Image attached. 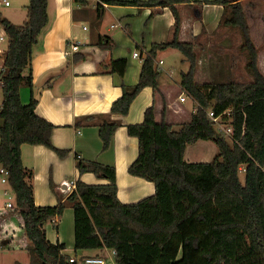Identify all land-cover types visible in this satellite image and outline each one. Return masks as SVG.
I'll use <instances>...</instances> for the list:
<instances>
[{"label":"trees","instance_id":"obj_1","mask_svg":"<svg viewBox=\"0 0 264 264\" xmlns=\"http://www.w3.org/2000/svg\"><path fill=\"white\" fill-rule=\"evenodd\" d=\"M75 1L83 6L88 3ZM103 3L151 7V16L170 7L175 14L170 38L152 45L143 58L138 84L122 83V96L111 107L112 115H128L133 101L146 87H152L162 99L161 121L157 120L154 103L146 109L142 123L127 126L128 133L139 142L138 156L128 171L153 182L155 193L135 203H122L116 168L77 155L80 175L93 173L107 183L89 184L78 179L76 190L65 202L36 205L33 172L23 163L22 146L44 145L63 159L70 154V150L53 144L55 125L37 114L38 102L33 95L34 47L49 22V0H29L27 19L22 25L12 23L0 12V23L9 37L0 73V166L9 172L16 212L24 221L30 264H80L84 259L70 262V257L63 254L65 244H54L46 235L45 223L62 216L67 204L75 214L76 252L111 249L116 264H264V74L244 3L199 2L224 6L222 23L241 34L246 69L253 77L248 83L207 84L195 81L197 58L193 44L178 39L180 18L175 5L191 0H99V18ZM98 44L111 47L112 41L108 36H99ZM168 48L180 50L189 62V70L181 74V87L198 103L196 112L178 130L166 120L168 104L161 93V73L155 63L158 50ZM128 62L126 58L115 59L107 67L110 73L124 77ZM23 84L31 90L28 103L22 101ZM210 110L216 115L231 110L232 144L211 120ZM77 124L98 126L104 150L110 148L120 126L119 121L100 115L84 116ZM207 140L218 146L216 158L211 162H187V146ZM242 169L244 180L240 176Z\"/></svg>","mask_w":264,"mask_h":264},{"label":"crops","instance_id":"obj_2","mask_svg":"<svg viewBox=\"0 0 264 264\" xmlns=\"http://www.w3.org/2000/svg\"><path fill=\"white\" fill-rule=\"evenodd\" d=\"M200 1L202 0H191V3L175 5L180 18L178 39L194 46L197 58L194 74L196 83L251 82L253 77L246 69L247 56L242 49L241 34L237 29L222 23L224 6L202 4ZM240 1L244 3L248 14L251 35L259 51V67L264 74V52L260 51L256 38L258 25L264 27V0ZM87 2L90 5L91 2ZM92 3L98 6L99 0H92ZM28 4L21 10L0 12L12 23L22 25L27 19ZM87 5L83 6L75 0H49V22L34 47L32 74L33 95L38 102L36 112L55 125L53 144L57 148L70 150V154L63 159L44 145L22 146L23 163L33 172L31 182L37 206H56L61 201L65 202L70 194L64 190L66 180L81 179L89 184L107 183V180L97 178L93 173L80 175L77 155L116 168L118 197L122 203H135L155 193L153 182L131 175L128 171L138 156L139 142L137 137L128 133L127 126L142 123L146 109L154 103L158 110L157 120L161 121L162 99L154 93L152 87H146L133 101L128 115H112L111 107L122 96V83L135 86L139 82L143 61L135 58L134 52L137 51L144 57L153 44L166 42L170 38L176 22L174 11L170 7H164L151 16V7L103 3V15L98 17L96 28L92 30V17ZM261 13L263 16L259 17ZM107 17L112 23L106 29ZM99 36H108L112 46H100ZM77 42L79 47L73 50V45ZM2 45L0 65L4 64L7 51L2 49ZM162 51L158 50L155 63L161 73V93L168 104L166 120L178 130L182 124L178 125L177 121L185 117L188 99L192 101L189 118L196 112L198 103L183 91L181 77L178 79L175 76V68L165 71L167 62ZM120 58L129 61L124 77L110 73L107 67L112 60ZM27 74L28 70L25 72ZM21 94L22 101L28 103L31 99L30 88L23 84ZM181 96L185 98L184 101L180 100ZM88 115H100L120 122L109 149H103L98 126L77 124L80 118ZM210 141L188 145L186 153L191 145H201V149L191 153L189 158L185 153V160L189 163L209 162L211 157L205 156H210L209 152L216 153ZM10 189H5L3 196L7 197L5 191L14 194L11 187ZM44 227L50 242L65 244L64 255L78 260L81 257L99 256L106 262L110 260L116 264L115 252L111 249L76 252L75 214L71 204H67L62 216L49 220ZM29 246L24 221L16 208L6 209L0 206V264H30Z\"/></svg>","mask_w":264,"mask_h":264},{"label":"rangeland","instance_id":"obj_3","mask_svg":"<svg viewBox=\"0 0 264 264\" xmlns=\"http://www.w3.org/2000/svg\"><path fill=\"white\" fill-rule=\"evenodd\" d=\"M89 1L91 3H90V5H87L88 6L87 8H88V11H89V13H90V15L92 17V20L90 21V24H91L92 30H94L96 28V22L98 21V9H97V5H94V3H92V0H89ZM10 2H11L12 7H10V6H8V7L1 6L0 10H2L4 13H9V12L15 11V10H21V9H23L24 5L29 3V0H10ZM258 16L260 17V16H263V15L261 13ZM115 21L118 22V20H115ZM111 23L112 22H110V18L107 17L106 18V25H105L106 29L110 28V24ZM145 25L147 26V24H145ZM258 27L259 28L256 31V33H257L256 34L257 35L256 38H257V42L259 44L260 51L264 52V27L261 24H259ZM81 42H83V41L81 40ZM7 46H8V43L6 42V43H4L2 45V49H7ZM161 54H162V56L166 57V62H167L166 64L167 65L165 67V71L168 68H172V67L175 68L176 69V75L175 76L178 79L181 77V73L182 72H187L189 70L190 64H189V62L185 61V57H184L183 53L180 50L174 49V48H170V49L165 50V51L163 50L161 52ZM175 69H173V70H175ZM242 83H248V82H242ZM22 88H23V85H22ZM2 101H3V88H2V85H1L0 86V104L2 103ZM185 105L187 107L186 108L187 113H185V117L178 119V121H177L178 125H181V124L185 123L186 121H188L190 119L189 116H190V111H192V101H190V99H188L187 104H185ZM217 129H218V127H217ZM226 136L228 138V141L232 144L233 143L232 136L231 135H226ZM210 144H212V146H214L216 153L213 154V153L209 152L210 156H205V157H211L208 160L209 162L213 161L216 158V156L218 155V147H217V145H215V142L211 140ZM198 149H201V145H191V146H189L188 149H187V153H186L187 154L186 155L187 158L190 157L191 153L194 154L195 152H197L196 150H198ZM240 176H241V179L244 180V170L243 169L240 172ZM5 189H9V191L11 190L8 185H5V184L0 182V206H4L5 200L7 199L6 196H3V191ZM113 263H114V261H110V260L107 261V264H113Z\"/></svg>","mask_w":264,"mask_h":264},{"label":"built area","instance_id":"obj_4","mask_svg":"<svg viewBox=\"0 0 264 264\" xmlns=\"http://www.w3.org/2000/svg\"><path fill=\"white\" fill-rule=\"evenodd\" d=\"M11 5L10 0H0V7L5 6L8 7ZM84 29H87L84 27ZM9 37L7 35V32L4 28V26L0 23V46L4 43H8ZM79 47V43L73 45V50H77ZM1 51V50H0ZM135 58H140L143 61V56H141L137 51L134 52L133 55ZM162 63V61L160 62ZM3 70V64L0 65V73ZM160 71V69L158 68ZM181 101H184L185 98L183 96L180 97ZM209 116L211 120L216 124L219 131L222 133H225L226 135H233L234 129H233V120L231 117V110H227L224 113L220 115H216L213 110L209 111ZM0 182L9 185V172L6 168L3 166H0ZM77 181L76 180H66L64 182V190L72 193L74 190H76ZM5 195H7V201L4 204V208L6 209H13L15 207V195L12 193H9V191H5ZM77 260L74 257L70 258V262H75ZM80 264H107L106 260L103 257L99 256H90L85 257Z\"/></svg>","mask_w":264,"mask_h":264}]
</instances>
